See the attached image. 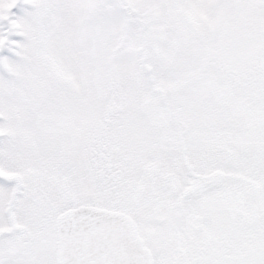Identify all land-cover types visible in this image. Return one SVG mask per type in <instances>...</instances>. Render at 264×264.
Segmentation results:
<instances>
[{"label":"snow or ice","instance_id":"6c2138e0","mask_svg":"<svg viewBox=\"0 0 264 264\" xmlns=\"http://www.w3.org/2000/svg\"><path fill=\"white\" fill-rule=\"evenodd\" d=\"M0 264H264V0H0Z\"/></svg>","mask_w":264,"mask_h":264}]
</instances>
